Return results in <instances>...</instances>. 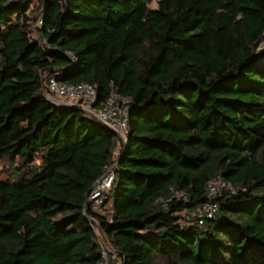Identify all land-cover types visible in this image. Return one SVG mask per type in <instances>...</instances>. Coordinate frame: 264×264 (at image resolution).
<instances>
[{"label":"trees","instance_id":"trees-1","mask_svg":"<svg viewBox=\"0 0 264 264\" xmlns=\"http://www.w3.org/2000/svg\"><path fill=\"white\" fill-rule=\"evenodd\" d=\"M152 1L0 0V264H98L102 232L121 264H264V0ZM52 74L130 99L118 153L47 102ZM117 158L106 215L86 216ZM217 175L215 217L182 225Z\"/></svg>","mask_w":264,"mask_h":264},{"label":"built area","instance_id":"built-area-1","mask_svg":"<svg viewBox=\"0 0 264 264\" xmlns=\"http://www.w3.org/2000/svg\"><path fill=\"white\" fill-rule=\"evenodd\" d=\"M43 90L46 97L55 104L77 107L84 116L95 119L110 128L118 138L115 148L116 153H118L120 147L126 142L128 133L127 110L130 104L129 98L122 97L115 91H111L104 100L97 104V90L94 85L88 83L67 84L58 81L55 74L46 78ZM115 165L116 160L106 165L103 174L93 183L87 194L86 211L89 209L95 213L105 214L102 207L111 189ZM224 190L233 191V188L219 175L210 178L205 184L208 199L192 208H183L177 212L176 215L179 217L180 223L182 225L188 222L200 224L205 219L214 218L218 209L214 198ZM172 199L186 201V195L180 191L171 189L169 196L161 201L166 204ZM89 220L92 229L97 230L99 228L97 221L91 217H89ZM100 246V260L98 264H113L109 255L111 246L104 232L101 233ZM112 258L116 260V264L122 263L121 258L115 252H113Z\"/></svg>","mask_w":264,"mask_h":264},{"label":"rangeland","instance_id":"rangeland-1","mask_svg":"<svg viewBox=\"0 0 264 264\" xmlns=\"http://www.w3.org/2000/svg\"><path fill=\"white\" fill-rule=\"evenodd\" d=\"M36 3V2H35ZM35 3H32L30 5V8H33L35 6ZM150 8H156V0H153L150 4H148ZM40 11L41 8H39L36 13L34 18H38L40 16ZM40 23L35 19L30 22V28H29V34L31 35L32 38H37L38 36L36 35V28L39 27ZM9 169V163L8 162H1L0 163V176L5 177Z\"/></svg>","mask_w":264,"mask_h":264},{"label":"water","instance_id":"water-1","mask_svg":"<svg viewBox=\"0 0 264 264\" xmlns=\"http://www.w3.org/2000/svg\"><path fill=\"white\" fill-rule=\"evenodd\" d=\"M46 100H47V102L49 103V104H51V105H53V106H58V107H67V106H64V105H57V104H55L54 102H52L48 97H46ZM118 162V158H117V160H116V163ZM85 208H86V206H85ZM85 214H86V216H88L87 215V211L85 210Z\"/></svg>","mask_w":264,"mask_h":264},{"label":"crops","instance_id":"crops-1","mask_svg":"<svg viewBox=\"0 0 264 264\" xmlns=\"http://www.w3.org/2000/svg\"><path fill=\"white\" fill-rule=\"evenodd\" d=\"M113 264H116V260L114 259V262H113Z\"/></svg>","mask_w":264,"mask_h":264}]
</instances>
